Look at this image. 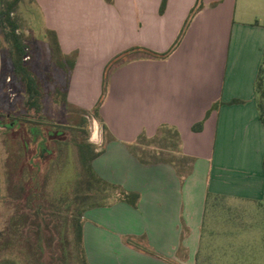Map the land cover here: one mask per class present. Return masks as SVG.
<instances>
[{"label": "crops", "instance_id": "0c3cea01", "mask_svg": "<svg viewBox=\"0 0 264 264\" xmlns=\"http://www.w3.org/2000/svg\"><path fill=\"white\" fill-rule=\"evenodd\" d=\"M61 1V52L75 55L67 100L88 111L110 58L134 46L168 51L197 2L167 0L161 12L162 0ZM200 1L166 57L128 61L108 77L103 121L92 116L89 141L99 152L92 167L140 199L136 207L84 211L88 264H214V246L201 247L208 202L262 200L264 126L254 82L264 0Z\"/></svg>", "mask_w": 264, "mask_h": 264}, {"label": "rangeland", "instance_id": "374dc122", "mask_svg": "<svg viewBox=\"0 0 264 264\" xmlns=\"http://www.w3.org/2000/svg\"><path fill=\"white\" fill-rule=\"evenodd\" d=\"M61 2L19 0L15 12L20 23L18 31L24 33L28 45V61L45 91V98L41 112L43 121L30 125L33 132L25 135L27 140L23 142L21 132L9 130L7 123L13 115L21 111L25 114L21 106L24 93L10 75L3 83L5 89L0 96V264L6 260L25 264L23 251L29 248L33 252L35 249L45 251L35 256L36 263H58V249L62 247L56 241L58 235L64 236V246L69 249L74 233L72 217L89 202L81 199L85 183L77 144L90 142L92 113L65 107L48 96L50 90L69 85L70 78L67 77L68 64L63 60L64 66L60 65L61 59L55 52L54 40L60 48ZM241 2L238 0L237 6ZM47 4L55 5L56 11H49ZM189 22L190 19L181 28L180 37ZM169 136L174 142L171 131ZM212 225L217 228L213 232ZM209 244L214 246L210 252L214 264H264V205L249 201H209L201 247L205 249ZM200 253L204 251L201 249Z\"/></svg>", "mask_w": 264, "mask_h": 264}, {"label": "trees", "instance_id": "16d2710c", "mask_svg": "<svg viewBox=\"0 0 264 264\" xmlns=\"http://www.w3.org/2000/svg\"><path fill=\"white\" fill-rule=\"evenodd\" d=\"M166 1L167 0L161 1L159 9L161 12L165 8ZM18 3L19 0H0V96L5 89L3 87V83L5 79L10 75L11 79L16 82V84L22 89L24 93L21 106L22 109H24L25 114L21 111L18 115H13L10 119V123L8 122L7 125H10V127L8 128L9 130H19L22 134V140L24 142L27 140L26 138H24L25 135L28 136L29 133L33 132L34 128L31 129L30 125L32 123L37 124L43 121L41 112L43 110L45 91L37 76L35 75L32 66L30 65L31 61H28L30 55L28 52V45L25 42L24 33L18 31V29L20 28V23L18 21L19 17L15 14V12L17 11ZM201 7V1L197 0L196 4L191 9L184 26ZM180 36L181 33L179 34L172 47L166 52H157L146 47L134 46L120 51L112 58H110L104 68L101 95L93 108L89 110L91 111L92 116L98 119L100 122L103 121L99 114V109L106 94L108 77L114 69L127 63L128 61L138 58H164L177 45L181 38ZM54 42L55 52L61 59L60 65L64 66L63 60L66 61V64H68L69 73L67 77H69L74 65L75 55L63 54L61 52V49L59 48V44L57 43V41L54 40ZM26 57L27 59H25ZM67 86L68 85L65 84L64 89L56 88L53 91L50 90L48 92V96L52 98L54 102L59 103L65 107H73L67 101ZM254 90L258 116L264 126V51L261 63L258 68L257 76L255 78ZM233 102H237V100H233ZM77 110L81 112H89L88 110L79 108ZM30 113L34 114L33 117L30 115ZM82 120L84 121V118H82ZM102 127L104 130L106 129L104 124H102ZM201 127L202 122H198L192 126V129L194 131H199ZM77 145L79 150V158L84 171V180L82 181L85 183V192L81 199H83L84 201L89 200V202L84 204L83 208L76 210L77 215L72 217L74 233L72 239L69 241L71 244L70 248L68 249L66 246H64V244L66 243L65 238L63 235L59 234L56 241L59 242L62 247L58 249L60 254L58 263L50 262L49 264H88L84 256L81 234V217L87 208L96 206H108L116 202H125L133 207H136L140 199V194L138 192L127 191L117 184L107 182L94 172L92 161L99 154V152L95 151L92 143L84 141L78 143ZM260 205H264V190ZM27 234L28 233H26L25 236ZM23 253V257H25V264H38L36 263L35 256L37 254L42 255L43 253H45V251L43 249H35V251L33 252L31 251V248H29L27 249V251H23ZM3 264L17 263L13 260H6L5 262H3Z\"/></svg>", "mask_w": 264, "mask_h": 264}]
</instances>
